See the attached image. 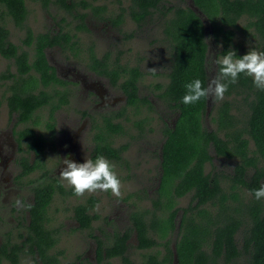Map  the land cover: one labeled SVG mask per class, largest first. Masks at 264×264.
<instances>
[{"label": "trees", "instance_id": "obj_1", "mask_svg": "<svg viewBox=\"0 0 264 264\" xmlns=\"http://www.w3.org/2000/svg\"><path fill=\"white\" fill-rule=\"evenodd\" d=\"M32 1L39 2L42 7L51 2L69 13L74 11L77 29H86L83 22L86 12L77 11V7L88 8L93 14L104 9L103 5H92L87 0ZM191 2L205 17L210 34L218 43L216 59L228 50H234L237 56L244 55L236 38L239 29L251 28L259 52H264V0ZM156 9L161 14V31L171 53L167 79L163 85L155 84L159 89L156 94L176 114L172 125L163 128L159 175L148 204L134 203L128 213V224L122 229H112L102 237L93 235L94 260L97 264H116L114 258L121 264H173V261L175 264H235V259L244 254L242 264H264V199L256 200L252 195V190L259 188L264 179V91L254 86L251 77L240 74L237 82L229 85L223 100L215 105L210 116L214 128H205L202 113L206 98L195 104L181 103L186 83L200 79L206 86L203 21L195 9L179 4L165 6L161 0H128L125 11L139 23ZM123 11L120 7L114 16H109L113 25L120 24ZM26 12L25 0H0V55L14 66V71L0 73V79H10L5 104L13 114L14 125L21 124L12 127L13 137L21 150L15 178L38 169L40 174L30 186L31 200L26 204L24 232H16L17 239L12 238L9 229L2 233L0 260L18 264L20 252H27L35 256L38 264H73L72 261L60 262L58 253L61 252L51 250L56 236L47 225V206L54 192H74L47 174L41 158L46 140L52 138L53 113L68 101L70 81L56 74L44 49L57 45L74 55L80 49L76 34L60 26L52 31L37 32L24 26L21 44L9 40L4 17L21 27ZM240 19L245 23L240 25ZM86 66L105 76L123 94V103L118 108L89 114L92 129L89 158L103 155L110 162L118 160L127 143L114 145V137L124 132L125 123L141 128L147 119L143 109L151 107L147 96L138 93L141 71L134 64L121 62L118 55L111 57L107 51L96 55L91 46L86 51ZM215 67L218 77L219 66ZM231 95H242L246 103L240 126H236L230 112L231 101L226 97ZM42 108L46 109L42 125L47 137L38 129V111ZM209 148L217 156L236 159L228 179V190L223 187L220 175L204 170L205 163H210L212 158ZM248 168H251L249 174L246 173ZM235 187L248 191L245 201H240ZM185 194H188L186 205L178 207L177 198ZM96 201V197L89 194L72 206V216L79 228L91 227V221L97 217L93 209ZM178 209L176 237L170 247L168 235L174 228ZM238 230L241 231L240 247L235 239ZM132 232L134 247L141 250L139 261L127 254Z\"/></svg>", "mask_w": 264, "mask_h": 264}, {"label": "rangeland", "instance_id": "obj_2", "mask_svg": "<svg viewBox=\"0 0 264 264\" xmlns=\"http://www.w3.org/2000/svg\"><path fill=\"white\" fill-rule=\"evenodd\" d=\"M92 5H103V11L93 14L88 8H79L77 11H85L83 22L86 29L75 27L78 21L74 17V11L69 13L64 9L49 2L42 7L39 2L25 0L27 8L23 26L17 27L8 17H4V24L8 29V38L14 43L21 44L20 38L24 33V26H28L33 32L52 31L57 27H63L76 34L79 49L74 55L68 49H62L57 45L44 49L47 61L54 66L56 74L69 80L68 101L53 113L52 138L46 140L41 155L47 174L56 177L62 185L68 189L70 186L62 180L59 173L64 167L62 160L71 159L83 163L89 158L91 149V126L89 114L102 113L109 109H116L123 103V94L119 88L112 86L105 76H101L86 66V51L92 47L96 55L107 51L111 57L118 55L121 62L136 65L141 71L138 80V93L145 95L151 102L149 109H143L147 115L141 128L135 127L130 122L125 123L126 129L120 135L114 137V145L126 142L127 146L118 160L111 161L114 171L121 182V196L117 198L111 191H96L85 193L77 197L71 193L54 192L47 206L48 227L53 229L56 242L51 250H56L60 262L78 264H97L94 260L95 241L93 235L102 237L109 234L112 229L120 230L128 224V213L134 203L148 204V198L153 195L159 175V150L164 137L163 128L171 126L176 111L160 98L156 92V83L163 85L167 79L170 67V48L161 31V14L156 9L142 22L135 23L126 13L128 0H87ZM166 5L189 6L197 12L203 21L205 31L206 53L205 74L206 86L209 79L216 77V51L218 43L213 39L209 31L205 17L195 8L191 0H161ZM124 9L122 21L119 25H113L109 16H114L119 8ZM245 23L244 19L239 24ZM237 30L236 38L240 44L239 50L246 54L248 50L259 51L256 39L252 35L251 28L247 31ZM25 47V46H22ZM154 68V70H152ZM14 71V66L9 60L0 55V73ZM10 79H0V241L2 233L11 230L12 238L17 239L16 232H24V224L27 218L26 204L31 200L30 186L37 180L40 170H34L24 177L15 178L19 170L17 158L21 150L13 137V114L9 113L5 104V96L8 93ZM242 95L226 97L231 101L230 112L235 117L236 126H240L242 113L245 110V100ZM218 100L214 97L206 98L205 108L202 113V123L205 128L213 129L215 124L210 119L214 113ZM46 118V109L38 111L39 127L45 136H48L42 121ZM251 146V143L249 142ZM211 162L205 163L204 170H213L222 181L223 187L228 190V179L232 174L235 158L217 156L211 148ZM31 155H29V158ZM251 168L246 171L250 173ZM264 183V179L261 181ZM261 183V184H262ZM240 201H245L248 191L243 187H235ZM89 194H93L97 201L94 211L97 217L91 221L90 228H79L72 216V206L82 201ZM21 200L25 207H18L16 201ZM188 194L177 198L178 207L186 205ZM229 201H231L229 199ZM211 211L214 209L211 208ZM180 210L174 218V228L168 235L169 245L173 247L176 237V225ZM240 234H235L238 247H240ZM135 237L132 232L128 238V256L139 261L140 251L134 247ZM35 256L27 252H20L18 264H38ZM245 255L241 254L235 259V264H242ZM113 262L121 264L118 258ZM0 264H11L6 259H1ZM173 264L175 262L173 261Z\"/></svg>", "mask_w": 264, "mask_h": 264}, {"label": "clouds", "instance_id": "obj_3", "mask_svg": "<svg viewBox=\"0 0 264 264\" xmlns=\"http://www.w3.org/2000/svg\"><path fill=\"white\" fill-rule=\"evenodd\" d=\"M213 63L219 66V76L209 79L207 86L200 79L186 83L181 103L190 105L202 98L212 97L218 101L223 100L229 85L235 84L240 74L251 77L254 86L264 91V52L248 50L246 54L237 56L234 50H228L219 59H214ZM62 163L64 167L59 175L77 197L85 193L109 190L117 198L121 196V182L114 171V165L103 155H97L95 159L86 158L83 163L64 158ZM252 195L256 200L264 199V183L253 189ZM15 203L18 207H25L21 200Z\"/></svg>", "mask_w": 264, "mask_h": 264}, {"label": "water", "instance_id": "obj_4", "mask_svg": "<svg viewBox=\"0 0 264 264\" xmlns=\"http://www.w3.org/2000/svg\"><path fill=\"white\" fill-rule=\"evenodd\" d=\"M196 8V7H195ZM197 9V8H196Z\"/></svg>", "mask_w": 264, "mask_h": 264}, {"label": "flooded vegetation", "instance_id": "obj_5", "mask_svg": "<svg viewBox=\"0 0 264 264\" xmlns=\"http://www.w3.org/2000/svg\"><path fill=\"white\" fill-rule=\"evenodd\" d=\"M56 72V71H55Z\"/></svg>", "mask_w": 264, "mask_h": 264}]
</instances>
